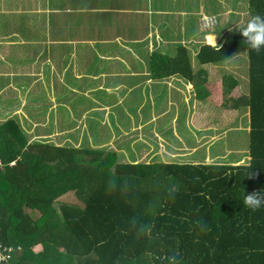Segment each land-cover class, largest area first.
Instances as JSON below:
<instances>
[{
  "label": "trees",
  "instance_id": "trees-1",
  "mask_svg": "<svg viewBox=\"0 0 264 264\" xmlns=\"http://www.w3.org/2000/svg\"><path fill=\"white\" fill-rule=\"evenodd\" d=\"M252 15L264 16V0H248ZM242 39L235 28L195 55L198 65H228L245 53L247 89L232 100L251 114L242 164L123 162L109 145L30 140L15 119L1 122L0 246L10 256L0 264H168L171 255L176 264H264V204L252 210L242 203L264 191V48L254 51ZM147 65L152 79L178 74L200 89L203 70H193L183 46L174 55L153 51ZM222 83L225 96L243 81L225 71ZM124 104L108 109L111 123L116 112H130ZM69 193L75 201H56Z\"/></svg>",
  "mask_w": 264,
  "mask_h": 264
},
{
  "label": "crops",
  "instance_id": "crops-1",
  "mask_svg": "<svg viewBox=\"0 0 264 264\" xmlns=\"http://www.w3.org/2000/svg\"><path fill=\"white\" fill-rule=\"evenodd\" d=\"M241 6L245 21L248 0H0V93L6 91V84L21 89V94L0 97V119L24 111L29 137L58 139L57 134L70 128L72 117L83 115V121L92 110L95 120L83 122L93 127L91 136L97 143H88L109 145L126 161L162 158L221 164L225 144L232 142L242 151L237 160L247 157L250 110L239 117L240 129L234 132L229 127L236 119L229 123L225 114L216 119L208 109L222 106L210 100L222 94L225 62L215 63L218 80L212 77L211 84L208 73L201 70L200 89L178 74L152 79L147 65L153 50L174 55L184 42L192 65L197 66L198 48L211 45L206 37L213 36L214 45H219L234 19L230 8ZM200 13L219 19L209 34L199 29ZM27 86L35 91L25 94L30 101L22 95ZM114 101L130 108L126 117L116 112V121H125L128 127L120 130L118 138L104 140L98 125L103 124L97 118L108 119ZM54 103L58 104L52 109ZM39 120L45 124L31 131V123ZM117 123L121 122L111 124Z\"/></svg>",
  "mask_w": 264,
  "mask_h": 264
},
{
  "label": "rangeland",
  "instance_id": "rangeland-1",
  "mask_svg": "<svg viewBox=\"0 0 264 264\" xmlns=\"http://www.w3.org/2000/svg\"><path fill=\"white\" fill-rule=\"evenodd\" d=\"M231 11H233V13H234L233 14L234 19L231 21L230 28H228V29H226L224 31V34L225 35H229L236 28L235 23H242L243 22V18H244L245 14H246L245 11L242 10V6L240 8H230L229 15H230V12ZM201 14L202 13L199 14V17H200ZM227 14H228V12L225 13V15H227ZM199 17H198V23L200 25L201 22H199ZM216 19H217V22H216L215 27H217V25L219 23V19L218 18H216ZM199 29L201 31L202 30H205L204 31V32H206L205 34H209L207 31H210V30L214 29V27L209 28V29H202L199 26ZM210 37H213V36H210ZM211 40H212V43H210V44L211 45L212 44L214 45L215 42L213 41L212 38H211ZM187 41H190V40H187ZM208 41L209 40H208V36H207L206 37V42H208ZM181 46H183L186 50H188V45L187 44H184V42L181 43ZM152 48H153V46L151 47V51H152ZM153 51H155V50H153ZM153 51L151 53H153ZM194 53H196V50H195ZM191 54H193V53L190 52V56H191ZM234 57L235 58L231 61L230 64L225 65V71H229V72H232V73L236 74L237 77L241 81H243V84L242 85L241 84H236L235 86H233V88H231L225 94V96H223V89H222V94H215L213 96V98L210 100V103H213V105H221L222 104V106H219V107L217 106L216 108H213L210 105L208 107V109H209V112L212 111V115H217L216 116V119H221L224 114H225V119H227L229 123L235 121V119H236V121L233 123V125H231L229 128L231 130H235L234 132H237L240 129L238 127V125H237L238 119H239L240 116L244 115L245 113L247 114L249 112V107L247 105L246 106V108H247L246 110H244L245 109L244 107H239V106L238 107H235V106L232 105V102H233L232 100L236 99L239 95H242V92H244V90L247 89L246 86H245V83L247 82L248 79L246 78V75L243 72V69L241 70L242 63L239 62V59L240 58H244L245 57V53L239 51L238 53L235 54ZM206 64L197 65V66L196 65H192V68H193V70L198 69V68H201L202 70H204L205 72H207L208 73V77H210V78L208 79L207 76H206V78L208 79L209 83L211 84L210 81H212V77H215L217 79L218 66L215 65V64H207V65ZM236 67L239 68L240 71H238ZM26 81L27 80L23 77V82H26ZM222 87H223V83H222ZM28 88L29 87L27 86L26 90H24V93L22 91V93H23L22 95L23 96H25V94H27V93H31V94H32V92L35 93L34 90H28ZM5 90H6L5 92H1L0 93V97H2V98L8 97V96L11 95V93H14V92H17V93L21 94L20 93L21 92V89H18V88H16L13 85L6 84L5 85ZM86 95L87 96H93V95L89 94V92H86ZM226 99L227 100L229 99V100L225 103V100ZM43 100H41L40 102H43ZM45 101H46V99H45ZM57 104L56 103L52 104L51 105V108L53 109L54 107H56ZM22 105H23V103L21 102V106ZM72 109H74V108H72ZM106 109H107V107H106ZM107 111L109 112V110H107ZM20 113H21V115L20 114H16L15 116H7V117H4V118L0 119V123L3 122V121H5L8 118L15 119V121H17L19 123V125L21 126V128L26 132V134L30 136V132H29V128H28L29 127V125H28V119L25 120V118H24V111H20ZM94 114H95L94 111H92V110L91 111H88L84 115V117H86V119L83 120V121H87V122L94 121L95 120V118L93 116ZM82 117H83V115L80 116L79 118L72 117V123L68 124V126H70V128L67 131H64L62 133L57 134L58 135V139L56 138L55 135H46V136H43L42 135L40 137H44L43 139H47V140L52 139L54 141V143H57V144H64L65 142L70 141L71 144H73L74 146H80L81 144H83L82 143V140L84 138H86L87 141L90 142V143H92V142L97 143L94 140V138L91 136V134L93 132V127L92 126H89L88 127L87 124H85L82 121ZM111 119H112V115L111 114H109V118L108 119H106V118H103V119L97 118V121H99L100 123H102L104 125L103 126L101 124H98L99 125V129L103 133L102 139H104V140H109L110 137L118 138L119 137V134H120V130L122 128H127L128 127V125L126 124L125 121L123 122V121H121L119 119H118V121L121 122V123H117V126L118 127L117 126H114V124H111ZM33 122H35V123H31V125H32L31 131H33V129H34V127L36 125H37L36 127H42L45 124L44 121H42V120L33 121ZM73 123H77V124L76 125L75 124L73 125ZM71 125H73V126H71ZM64 134H66V135L67 134H70V136L65 137ZM62 135H64L65 138L64 137H61ZM75 135H77L76 139L70 138V137L75 136ZM232 135H234V134L230 132L229 133V140H232L233 139L232 138L233 137ZM45 137H49L50 139L49 138H45ZM67 138H69V139H67ZM29 139L30 140H35V139H37V136L35 138L29 137ZM142 143H143V141H142ZM218 143L219 144L220 143L223 144V143H225V141H220ZM147 144H148V146H150V144H152V143L147 141ZM228 148H229V150H228ZM242 149L245 150L244 147ZM241 152L242 151L239 149V146H236L233 142L232 143H227V144H225V157L223 158V161H225V163L231 164V165L241 164L243 162V160H245V158L248 157V156L247 157L243 156L242 159L240 157V160H237L238 159V154H240ZM234 153L237 155L236 157H232V154H234ZM119 158H120L119 160H121L123 162L126 161V159H124L125 157H121L120 156ZM160 160L162 161V158ZM143 161H145V160H143ZM10 163H12V162H10ZM61 199L62 200L64 199L66 201H71V202L75 201V197L73 196L72 193H69L66 196L65 195L64 196H60L59 198H57L56 201L61 200ZM56 201H55V204H56ZM30 213L32 214V216H36L37 215V212L34 211V210H31ZM40 248H41L40 245H36V246L33 247V249L35 251L39 250Z\"/></svg>",
  "mask_w": 264,
  "mask_h": 264
},
{
  "label": "clouds",
  "instance_id": "clouds-1",
  "mask_svg": "<svg viewBox=\"0 0 264 264\" xmlns=\"http://www.w3.org/2000/svg\"><path fill=\"white\" fill-rule=\"evenodd\" d=\"M235 26L236 31L243 38L241 44L254 51L264 48V16L252 15L246 22L235 23ZM242 203L252 210L259 208L264 204V191H254L244 195ZM167 261L168 264H176L175 255L168 256Z\"/></svg>",
  "mask_w": 264,
  "mask_h": 264
},
{
  "label": "built area",
  "instance_id": "built-area-1",
  "mask_svg": "<svg viewBox=\"0 0 264 264\" xmlns=\"http://www.w3.org/2000/svg\"><path fill=\"white\" fill-rule=\"evenodd\" d=\"M199 22H201L200 27L202 29H209V28L215 27L217 19L215 15H209V14L202 13L199 17ZM1 258L3 257L0 256V259Z\"/></svg>",
  "mask_w": 264,
  "mask_h": 264
},
{
  "label": "bare ground",
  "instance_id": "bare-ground-1",
  "mask_svg": "<svg viewBox=\"0 0 264 264\" xmlns=\"http://www.w3.org/2000/svg\"><path fill=\"white\" fill-rule=\"evenodd\" d=\"M208 42L212 43V40H211V37L208 36ZM9 247L7 245L5 246H0V256H2L3 258L0 259V263L2 261H7L9 259V254H8V251H9Z\"/></svg>",
  "mask_w": 264,
  "mask_h": 264
}]
</instances>
